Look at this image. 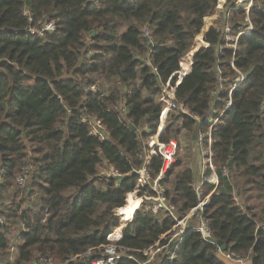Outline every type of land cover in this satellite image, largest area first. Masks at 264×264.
I'll list each match as a JSON object with an SVG mask.
<instances>
[{
  "label": "trees",
  "instance_id": "16d2710c",
  "mask_svg": "<svg viewBox=\"0 0 264 264\" xmlns=\"http://www.w3.org/2000/svg\"><path fill=\"white\" fill-rule=\"evenodd\" d=\"M233 1L0 0V264H29L38 254L64 264L106 244L132 255L114 264H138L146 259L142 250L165 244L161 235L175 219L145 209L156 196L149 181L171 138L184 130L196 141L209 123L172 112L164 89L204 117L219 78L226 82L216 105L221 116L211 127L218 183H204V193L216 190L203 217L225 253L264 264V0H253L252 28L238 36L236 49L217 53L222 10ZM245 16L232 9V34ZM231 59L245 78L225 109ZM92 119L102 134L93 133ZM182 159L161 180L177 218L197 204V160ZM194 220L176 247L168 245L176 258L163 264H226ZM100 253L67 264H91Z\"/></svg>",
  "mask_w": 264,
  "mask_h": 264
},
{
  "label": "built area",
  "instance_id": "2783aa9c",
  "mask_svg": "<svg viewBox=\"0 0 264 264\" xmlns=\"http://www.w3.org/2000/svg\"><path fill=\"white\" fill-rule=\"evenodd\" d=\"M253 0H235L229 7L223 12V25L221 29L222 34V43L219 44L216 48L217 53H220L221 50L224 47H230L232 50L236 49L237 45V39L238 36L241 34L248 33L252 26L248 19V11L250 7L252 6ZM243 5V6H242ZM241 9L243 12H245L246 16L244 18L243 22H240L241 28L237 32L236 35L232 34L233 27L235 23L231 22V13L232 9ZM46 27L45 29H48ZM147 34V31L145 32ZM149 61V60H148ZM230 65L235 71V75L232 78V86L228 90V97L224 101V108H228L231 105V92L234 86L241 83L245 75L241 73L240 71L236 70L233 66V59L230 60ZM225 79L219 78L217 85L215 86L213 92H212V103L209 109V112L204 117H199L197 115H191L189 113L188 108L184 105V103L176 101L173 97L172 91L164 89V94L168 98L169 107L172 111H175L177 114L180 115H189L191 116L197 123L202 124L203 122H208L209 127L205 132H202L200 129L198 130L197 139H196V146H197V153L199 158V176L201 178L200 183L195 186V193L197 196V204L190 209V211L185 214L181 218H177L173 212L171 211V208L167 205V200L165 198V188L163 186V183L161 180H163L164 173L172 166L174 163V155H175V143L172 139H170L161 149V157H162V166L160 172L157 174V176L149 181L147 176L145 177L149 181L150 188L155 193V198L146 202L144 204V207L147 211L152 212L154 214H157L159 210H163L169 214L172 215V217L175 219V224L171 228L170 231L167 233L161 235V240H165V244H160L159 242H156L153 246H151L148 249L142 250L141 252L146 255V259L144 261H137L138 264H153L154 261L158 258V264H163L166 260H171L176 258L175 250H168V245L171 243H175L174 247L178 245L182 239V236L184 235L185 231L190 228V222L191 219L194 217V229L200 233V235L204 239L211 238L209 227L203 217V208L207 204L210 195L215 193V188L218 183V177L215 172V168L212 164V151L211 146L213 143L212 135H211V127L216 124L218 118L221 116V112L217 113L216 105L221 102L220 94L223 91V85L225 84ZM122 114H125V108L121 107L120 109ZM93 124V133H99L102 134L99 129L96 128L98 125L97 121H94V119L91 120ZM98 127V126H97ZM145 129L147 126L145 125ZM152 139V137H149V140ZM147 142H144L146 144ZM209 171L207 174L206 172ZM226 170L223 169V173H225ZM111 175H115L114 171H109ZM26 175H20L16 178V182L18 185L22 186L25 183ZM204 183H210L214 184V187L211 191L204 194L203 185ZM4 224V219L1 213L0 208V225ZM259 227L264 228V218L259 223ZM18 235L15 238V240L12 241L10 244V251H15V242L18 239ZM99 251L102 250V253H100L101 258L95 259L91 261V264H114V260L119 257H132L131 254H129V249L125 247H121L115 244H106L101 245L98 247L90 248L87 251H85L82 254H78L75 256L70 257L68 260L65 261L64 264H67L71 261H75L78 258L85 257V256H91L93 251ZM218 251H221L220 249ZM227 257L232 258L229 254L225 253ZM241 260V259H237ZM29 264H54L53 260L45 255H36V257L29 263Z\"/></svg>",
  "mask_w": 264,
  "mask_h": 264
},
{
  "label": "crops",
  "instance_id": "0c3cea01",
  "mask_svg": "<svg viewBox=\"0 0 264 264\" xmlns=\"http://www.w3.org/2000/svg\"><path fill=\"white\" fill-rule=\"evenodd\" d=\"M178 125L180 124V122H178L177 123ZM180 134H182L185 138L184 139H186L187 140V143H185V145H187V147H185L184 148V153H186L185 151L187 150V149H189L190 150V154H189V157L188 156H183L184 158L182 159V162H181V164L182 165H184V164H187V165H191V159H190V157L191 156H195L196 157V160H197V163H196V170H197V174H196V180H195V185H198L199 183H200V180H201V178H200V176H199V158H198V153H197V146H196V141H192L188 136H187V134H186V132L183 130V131H181L180 133H179V135ZM178 135V136H179ZM172 139V138H171ZM173 141H174V143H175V145H176V147H175V155H174V161L176 162V158H177V156H178V154H180V151H181V148L183 149V146H181V148H180V141H179V143H177L176 142V140L175 139H172ZM178 144V145H177ZM183 155H187V154H183ZM182 156V155H181ZM180 156V157H181ZM187 158H188V160L189 161H187L186 162V160H187ZM174 162V163H175ZM209 172V171H208ZM207 174H209V173H207ZM203 190L205 191V186L203 185ZM208 193V192H207ZM204 194H206V192L204 193ZM248 204H250V200L247 202ZM217 256L221 259V260H223L226 264H251L250 263V260H245V259H241V260H237V259H234V258H230V257H227V255L225 254V252L224 251H218L217 252Z\"/></svg>",
  "mask_w": 264,
  "mask_h": 264
},
{
  "label": "rangeland",
  "instance_id": "374dc122",
  "mask_svg": "<svg viewBox=\"0 0 264 264\" xmlns=\"http://www.w3.org/2000/svg\"><path fill=\"white\" fill-rule=\"evenodd\" d=\"M235 1V0H234ZM233 1V2H234ZM243 6V5H242ZM229 6H227L224 10H222L223 12L228 8ZM236 17V16H235ZM236 21H242V20H237V19H235ZM234 21V20H233ZM235 22V21H234ZM44 25H46V26H44V28H46V27H48V25L49 24H44ZM48 29H50V27L48 28ZM102 83V85H103V88H105V87H107V82H105V81H102L101 82ZM167 104H168V102H167ZM167 107H168V105H167ZM170 108V107H169ZM171 110V109H170ZM172 111V110H171ZM172 112H175V111H172ZM176 113V112H175ZM185 137L182 135V134H180L179 136H178V139H175V138H172V139H175L176 140V142L178 143V141H180V148H181V146H183V149L181 148V151H180V154H178V156L180 157L181 155V157H183V156H188L189 157V154H190V150L189 149H187L185 152L186 153H184V148L185 147H187V145H185V143H187V140L186 139H184ZM178 145V144H177ZM183 154H187V155H183ZM184 158V157H183ZM175 160V159H174ZM187 161H189L188 160V158H187V160H186V162ZM175 162V161H174ZM103 172L105 171L104 169L102 170ZM167 185L168 184H166V183H164L163 184V186H164V188L166 189V188H168L167 187ZM17 187H19V188H21V186L20 185H17L16 186V188ZM249 193H252V192H249ZM254 193V192H253ZM10 199H11V195H9V194H5L3 197H2V200H1V202H3L4 204H8L9 203V201H10ZM252 200V199H251ZM252 203H254V202H252ZM255 203H258V201H256L255 200ZM14 234H16V231H14ZM12 257H13V255H12Z\"/></svg>",
  "mask_w": 264,
  "mask_h": 264
},
{
  "label": "water",
  "instance_id": "95a60500",
  "mask_svg": "<svg viewBox=\"0 0 264 264\" xmlns=\"http://www.w3.org/2000/svg\"><path fill=\"white\" fill-rule=\"evenodd\" d=\"M263 104H264V101H263ZM131 128L133 129L132 126H131ZM141 173H143V172H141ZM207 240H211L212 242L216 243V244L219 246V249H220L221 251H223V250L225 249V245L222 243V241H220V240L216 241V240L213 239V238H208Z\"/></svg>",
  "mask_w": 264,
  "mask_h": 264
}]
</instances>
